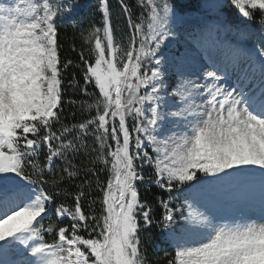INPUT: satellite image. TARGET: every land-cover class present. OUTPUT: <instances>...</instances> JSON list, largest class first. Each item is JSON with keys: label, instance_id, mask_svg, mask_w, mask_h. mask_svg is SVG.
Wrapping results in <instances>:
<instances>
[{"label": "snow or ice", "instance_id": "1", "mask_svg": "<svg viewBox=\"0 0 264 264\" xmlns=\"http://www.w3.org/2000/svg\"><path fill=\"white\" fill-rule=\"evenodd\" d=\"M118 3L127 34L117 40L109 0H99L101 24L84 36L77 63L61 58L57 20L79 0L0 3V241L30 252L22 264H149L141 232L155 223L174 244L166 264H264V0L215 6L226 31L260 13L259 95L247 73L225 87L227 66L216 64L198 80L175 65L169 82L166 48L186 0H135L138 13ZM65 104L81 119H66ZM145 168L159 189L187 193L179 205L159 199L155 219L138 187ZM76 180L70 192L65 182ZM245 181L259 185V218L197 199Z\"/></svg>", "mask_w": 264, "mask_h": 264}, {"label": "rangeland", "instance_id": "2", "mask_svg": "<svg viewBox=\"0 0 264 264\" xmlns=\"http://www.w3.org/2000/svg\"><path fill=\"white\" fill-rule=\"evenodd\" d=\"M13 2L14 0H0V3ZM222 2L223 0H198L195 4H189L186 1L183 22L176 28V38L172 39L166 48V52L174 61L168 66L171 75L167 79L170 83L177 81L175 65H180L186 70L185 75L188 79L198 80L205 71L214 70L213 64H216L221 69L227 66L225 87L234 86L237 76L247 73L254 77L252 91L259 95L260 68L255 53L260 47L261 31L254 29L252 22L239 26L229 24L227 31L218 27V24L224 20V15L218 12L215 6ZM231 9L236 10L232 7L224 9V12L231 13ZM139 11L138 8L137 12ZM231 18V14L228 15V19ZM248 57H252L251 66ZM234 68L243 69L236 73ZM191 72H196L198 75H191ZM220 74L225 75L223 71ZM260 196L258 183L245 181L218 185L210 191L200 193L197 199L201 203L211 199L219 206L243 209L248 215L259 218ZM226 215L228 218L238 217L240 212ZM4 256H7L5 264H22L26 259H31L30 252L25 251L24 246L16 241H0V264H4L1 262Z\"/></svg>", "mask_w": 264, "mask_h": 264}, {"label": "trees", "instance_id": "3", "mask_svg": "<svg viewBox=\"0 0 264 264\" xmlns=\"http://www.w3.org/2000/svg\"><path fill=\"white\" fill-rule=\"evenodd\" d=\"M189 4H195L198 0H186ZM129 4L131 10L134 13H138V8L135 6V0H126ZM80 6L74 11L71 17L64 16L57 20V26L59 29L58 32V42L60 44V55L62 60L71 58L74 63L78 62L77 53L82 49H87L88 44L84 41V36L87 35L88 30L92 25H100L102 21V14L98 11L99 0H79ZM110 12L113 17L114 25V34L117 40H120L122 36L127 34L126 20L123 17L122 10L119 6L118 0H109ZM233 9H231L232 11ZM230 12V11H229ZM255 19L253 21L255 27H260L259 24V11L255 12ZM83 33V35H82ZM73 46H75V51H73ZM85 55H88V52L85 51ZM70 71H76L77 76H80L79 69H71ZM69 77V73H65V79ZM82 82V81H81ZM92 91L91 87L89 89ZM73 93L69 90L66 94L72 96ZM73 112H76L75 119H81L80 113L74 107H70L65 104V117L66 119L73 118ZM131 124V120H129ZM86 162V161H85ZM75 163L80 164L81 159H77ZM97 170L101 167L97 165ZM152 175L151 168H145V177L146 180L143 184H139V191L142 200L147 201L153 208L155 216L158 217L159 212L162 209L159 206V199H168L169 195L174 197L173 203L179 205L186 198L185 188L177 186L172 193H168L166 190L159 189L154 183H151L147 180V177ZM99 178L101 181L107 179V172H100ZM79 183V180L76 181H66L65 187L68 188L70 192L75 191L74 185ZM94 196H98L99 193H94ZM67 203H71V197L66 198ZM97 211H99V204L94 206ZM87 210V205L85 206ZM45 224L48 223L47 220L44 221ZM67 223V221H65ZM46 239L51 241L52 236L46 235ZM141 241H142V251L146 254L149 264H166L167 259L171 258V255L174 254V246L167 238L165 234V229L160 226H157L155 223L147 228L145 231L141 232ZM170 245H172L170 247ZM166 253L168 254L166 256Z\"/></svg>", "mask_w": 264, "mask_h": 264}, {"label": "bare ground", "instance_id": "4", "mask_svg": "<svg viewBox=\"0 0 264 264\" xmlns=\"http://www.w3.org/2000/svg\"><path fill=\"white\" fill-rule=\"evenodd\" d=\"M235 69V72L237 73L238 71H239V69H236V68H234ZM241 69V68H240ZM242 76V75H241Z\"/></svg>", "mask_w": 264, "mask_h": 264}]
</instances>
